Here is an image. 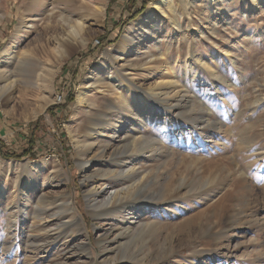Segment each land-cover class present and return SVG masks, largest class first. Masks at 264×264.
Listing matches in <instances>:
<instances>
[{"label": "rangeland", "instance_id": "374dc122", "mask_svg": "<svg viewBox=\"0 0 264 264\" xmlns=\"http://www.w3.org/2000/svg\"><path fill=\"white\" fill-rule=\"evenodd\" d=\"M154 1L106 0L101 15L89 1L0 0V53L24 35L15 52L27 58L8 67L11 79L3 83L14 88L0 95V150H31L24 158L0 154V264H104L116 257L122 262L113 264H264V0H175L176 17L150 19ZM79 18L84 28L76 33ZM127 32L139 40V53L131 41L120 46ZM130 49L136 51L124 55ZM118 57L119 65L139 63L135 83L160 84L161 94L150 123L141 107L107 114L124 126L117 143L136 138L152 146L108 166L116 175L135 165L142 181L138 215L133 209L122 219L92 215L85 194L105 182L99 172L107 167L90 168L94 183L85 178L79 162L93 153L79 156L77 143L90 109L88 102L79 109V89ZM170 79L172 88L162 84ZM103 95L100 105L121 104ZM129 184L110 180L99 199ZM147 198L149 208L163 210L160 224L131 238L133 218L152 215L143 210ZM25 207L32 215L26 220ZM36 210L44 213L39 227L31 218ZM138 254L148 258L133 259Z\"/></svg>", "mask_w": 264, "mask_h": 264}, {"label": "bare ground", "instance_id": "6f19581e", "mask_svg": "<svg viewBox=\"0 0 264 264\" xmlns=\"http://www.w3.org/2000/svg\"><path fill=\"white\" fill-rule=\"evenodd\" d=\"M82 1L83 2H86V1L95 2L93 4L95 6L96 12L100 13L101 15L105 14L106 0H82ZM256 1L257 0H253V2H256ZM174 2L175 0H156L152 2L150 5V10H149L150 19L152 18L153 15H156V14L162 15L165 17L167 16L166 12H168L169 15H171V17H176L177 13L173 5ZM184 2H191V0H184ZM44 4L45 2L44 0H42V3L40 2V5H44ZM47 12H48L47 19L50 21L54 13L52 10L50 11L48 10ZM82 21L83 20L80 18L76 20V23H75L76 33L81 32L83 30L84 27H83ZM147 22L149 23V20ZM173 24L176 26L179 24L176 18L175 20H173ZM31 25H32L31 28L33 29L34 23H32ZM144 27L146 30L147 29L146 25ZM159 27H162V25L160 24L159 26H157V28ZM18 39H19L18 41L16 40L17 44L14 46V48H12V46H8L3 50V52L0 53V95H4L7 91H10L14 88L12 85L13 83L12 84L10 83L8 85L6 84L5 86L3 84L6 81H9L11 79V77L7 75V73H10L9 71H11L8 69V67H11L12 65H21V64L24 65L27 61L26 57L20 58L17 56L18 52L17 51L15 52V50L20 47L19 45L24 41L25 36L23 35ZM125 41H129V42L131 41L130 46L135 47L136 45L138 51L130 49L128 51H125L124 55L128 54L129 56L131 51H136V53H139L140 51V46L138 44L139 40L136 39V37L130 38L127 32L123 36V39L120 42V46L123 45ZM109 50H112V49L109 48ZM110 53L111 52L107 51L105 57H109ZM140 55L141 54H136V56L138 57ZM111 60L114 64L111 66L110 65L107 66L105 75L96 76L91 85H89L88 87H83L79 89V95H78L79 109L80 108L82 109L84 103L86 102L90 104V109L88 111V118L86 119L87 122L84 125L85 128L83 129L84 131L82 133V137H84L85 139L80 140L79 138H77L78 139L77 143L79 144V150H78L79 156L81 155L87 156L89 152L93 153V158L90 161L80 160L79 162L81 164L82 169L84 170V173L87 172L86 174L89 175V176H86L85 178L88 177L89 181H92L94 183L95 175L93 173L90 174L91 172L90 168L94 166L96 167L99 166L100 168L104 169L105 167H107L105 170L101 169L99 172L101 173V176L103 180H105V182H102V184H100L99 186L97 185L94 186L89 192H87V194H85L87 202L89 204V208L92 210L91 211L92 215L95 217H105V218L115 217L117 219L118 218L122 219L123 216L131 212V210L132 211L135 210L136 213L134 214L138 215L139 213L137 209L138 207L133 208V206H136L137 203L140 202V197L137 195V191L139 188H141L142 181L141 182L138 181V178L136 177L137 176L136 173L138 172V170L135 165H132L131 167H129V169L125 173L121 172L116 175L112 174L114 173L112 170L111 171L107 170L109 169L108 166L112 168L111 166L112 163H119L121 161H126L127 159L129 160V157H128L129 151H131V153H135V152L144 153L145 149H150V147L152 146L145 147L144 145L148 143L147 139H145L143 142H140V140L136 138H132V140L126 139L125 141H119V143H117L116 140L117 138H119L118 135L121 133L122 128L124 126H121V124H119L118 121L109 120V118L107 117L108 116L107 114L114 113L117 110L119 111V113L120 111L132 113V111L136 110L137 107H141L143 111L146 112L148 115V119L145 121L147 123H150V120H151L150 117H152L151 115L153 111L152 101L156 99V97H159L161 94L156 92V90L159 89L158 87L160 84L156 87H152L149 89H143L142 86L135 83V80L133 78L135 75V72H132V69H136L139 63L133 60H129V61H126L125 64L119 65L120 57L111 59ZM198 61L199 63H201V60H198ZM162 84L168 85L172 88L175 82L170 79L168 83L164 82ZM96 91L103 92V94L112 93L113 95L117 96L119 100H121V104L113 102L111 99H109L106 105H100L98 98L99 97L103 98L105 96L101 93L95 94ZM161 93L164 94L166 92H161ZM162 102H165V99L162 100ZM165 107L168 108L167 106ZM120 146H123L122 147L123 149L120 148ZM140 146H143V147H140ZM109 150L112 151V154L107 156V153ZM151 150H153V148ZM110 175H114V176H110ZM51 177H54V176L51 175ZM114 179L116 181L129 180L130 184L126 187L123 185L119 189H113L106 196V198L99 199L102 194L104 193L107 194V189L110 186V180L113 181ZM49 180H51V178ZM144 200L147 202H145V208L143 210H151L150 213L152 215L148 219L146 220L144 219L140 221L137 220V219H140V217L137 218L135 216L133 218L132 223H135V225L134 226L131 225L129 229H126L127 234L131 238L141 239V238H144L145 236H148L150 233L153 234L157 230L160 224V223L158 224L157 219H159V217H161V215L164 214L163 210L159 206L153 209L149 208V206H152V203H150L151 201L148 202L149 201L148 198ZM66 208H67V211L66 210L65 211L67 213L70 211L73 212V215L76 213L77 209L75 208L73 201L71 202L67 201ZM27 210H28L27 207H25L23 210L25 220L29 219V217L32 216L27 212ZM42 214L44 213H41V211L36 210L34 212V216L31 217L32 222H34L37 227L42 225V219H41ZM63 225H65L66 228L70 227L71 226L70 220L63 223L62 226ZM11 228L12 227H8L6 231L10 232ZM28 243H30V241ZM140 256L142 257L140 258L142 260L148 258L147 254L132 255L133 259H139ZM122 259H123L122 257L121 258L116 257L115 259L110 260V261L105 260L104 264H113L114 261H121ZM142 260H140V262ZM130 261H127V262L130 263Z\"/></svg>", "mask_w": 264, "mask_h": 264}, {"label": "trees", "instance_id": "16d2710c", "mask_svg": "<svg viewBox=\"0 0 264 264\" xmlns=\"http://www.w3.org/2000/svg\"><path fill=\"white\" fill-rule=\"evenodd\" d=\"M144 9V8H143ZM142 11V10H141ZM139 11V13L141 12ZM135 16V15H134ZM134 16L132 17V19L134 18ZM74 99L73 97H70V103H73ZM53 109H51L52 111ZM37 125V122L33 123L31 125V128H34V126ZM34 133H32L31 135V141H32V137H33ZM0 154L4 157V158H13V157H17V158H24L26 156L31 155V150L29 149H25V152L23 154H9L7 151L5 150H0ZM15 155V156H14Z\"/></svg>", "mask_w": 264, "mask_h": 264}]
</instances>
